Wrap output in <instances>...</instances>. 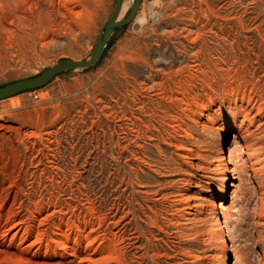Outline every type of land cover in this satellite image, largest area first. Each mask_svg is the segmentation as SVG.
<instances>
[{
  "label": "rangeland",
  "instance_id": "374dc122",
  "mask_svg": "<svg viewBox=\"0 0 264 264\" xmlns=\"http://www.w3.org/2000/svg\"><path fill=\"white\" fill-rule=\"evenodd\" d=\"M115 4L0 0V87L90 58ZM0 264H264V0H142L1 100Z\"/></svg>",
  "mask_w": 264,
  "mask_h": 264
},
{
  "label": "water",
  "instance_id": "95a60500",
  "mask_svg": "<svg viewBox=\"0 0 264 264\" xmlns=\"http://www.w3.org/2000/svg\"><path fill=\"white\" fill-rule=\"evenodd\" d=\"M124 2L125 0H116L115 8L100 31L90 58L84 60L64 58L57 64L45 69L39 75L12 82L6 86L0 87V101L27 91L42 88L62 73L77 69H88L97 64L101 60L105 48L114 32L130 24L134 20L139 11L142 0H133V5L129 12L120 19Z\"/></svg>",
  "mask_w": 264,
  "mask_h": 264
},
{
  "label": "bare ground",
  "instance_id": "6f19581e",
  "mask_svg": "<svg viewBox=\"0 0 264 264\" xmlns=\"http://www.w3.org/2000/svg\"><path fill=\"white\" fill-rule=\"evenodd\" d=\"M124 11H125V5H123V7H122V11H121V14H120V19L122 18V15H123ZM230 142H231L230 145L227 147V152H228L227 156L224 154L221 157V162H223V163H224V161H226V159H228L231 156V154H232L233 150L235 149V147L238 146V141H237V138L235 136H234V138L232 140H230ZM225 151H226V148H225ZM223 199H224V188H220L218 190V192L216 194H214L212 196V198H211V209H212V211L214 213H218L220 211V208H222V206L224 204ZM222 229H223L222 225L218 227L219 231H221ZM222 242H223V245H224L225 253L227 255H229L230 249L226 245L225 237H223V241Z\"/></svg>",
  "mask_w": 264,
  "mask_h": 264
}]
</instances>
